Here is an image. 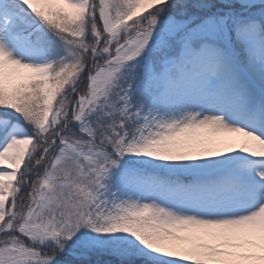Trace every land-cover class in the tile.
<instances>
[{
  "label": "snow or ice",
  "instance_id": "6c2138e0",
  "mask_svg": "<svg viewBox=\"0 0 264 264\" xmlns=\"http://www.w3.org/2000/svg\"><path fill=\"white\" fill-rule=\"evenodd\" d=\"M0 264H264V0H0Z\"/></svg>",
  "mask_w": 264,
  "mask_h": 264
}]
</instances>
